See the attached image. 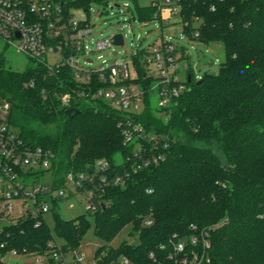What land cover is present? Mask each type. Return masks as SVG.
<instances>
[{
	"label": "trees",
	"instance_id": "trees-1",
	"mask_svg": "<svg viewBox=\"0 0 264 264\" xmlns=\"http://www.w3.org/2000/svg\"><path fill=\"white\" fill-rule=\"evenodd\" d=\"M182 2L187 37L207 46L221 43L225 61L201 82L188 69V90L168 117L159 115L153 94L146 96L143 112L132 119L147 135L162 137L169 152L166 161L136 173L135 143L125 142L119 110L102 100L74 99L64 106L59 95L78 88L70 71L51 74L30 60V67L18 72L0 58V95L11 103L10 124L27 146L54 153L47 172L55 189L66 188L68 173L88 172L101 160L109 164L110 178H124L123 185L97 192V211L76 222L53 208L58 200L42 198L53 203L50 212L65 255L80 251L93 220L96 235L106 243L94 254L102 264L122 258L174 264L178 243L204 253L190 245L192 234L200 232L211 244L205 252L210 263L203 264H264V0ZM139 15L141 21L151 20L153 12ZM142 57L143 52L134 58L136 83L148 87ZM30 81L35 86L25 87ZM72 108L80 114L68 117ZM40 221L26 217L2 229L0 264H8L10 253L50 258V243H59L44 217ZM127 228L135 242L113 248Z\"/></svg>",
	"mask_w": 264,
	"mask_h": 264
},
{
	"label": "built area",
	"instance_id": "built-area-1",
	"mask_svg": "<svg viewBox=\"0 0 264 264\" xmlns=\"http://www.w3.org/2000/svg\"><path fill=\"white\" fill-rule=\"evenodd\" d=\"M122 1L125 0H0V39L19 54L43 65L51 74L66 70L71 72L78 82V88L59 95L64 106L69 107L74 99L102 100L119 110L124 116L120 126L125 142L135 143V158L138 159L134 167L136 173L164 162L168 157V143L162 137L147 135L144 127L132 117L143 112L148 94L155 96L161 116L168 117L177 106L180 96L188 90L187 79H180L179 51L170 40L162 38L163 42L155 44L151 49H137L131 63L127 60L110 63L104 56H100L98 60L101 64L94 67L91 54L106 50L113 45L116 35L124 37V34L119 32L93 43L90 36L94 26L89 13L95 6L112 10L125 7L131 11L135 20L137 16L141 18L140 13L151 10L152 19L144 23H159L162 28L180 25L183 33L188 23L183 20L182 0H149L147 4L141 3L142 0H129L135 4V10H131L127 2L122 5ZM93 44L95 49L91 48ZM142 52L141 62L146 79H151L148 87L136 83L139 74L134 58ZM49 56H57L59 59L51 63ZM34 86V81L25 84L28 88ZM10 117L11 103L0 95V232L5 227L1 225L3 221L11 224L31 217L40 223V217H44L51 209L49 202L42 198L52 201L63 199L67 196L65 189L68 191L69 186L76 191L83 188L81 193L87 192L89 202L86 210L96 212L97 192L103 191L109 184H124L121 176H108L109 164L101 160L91 170L92 173H68L65 177L66 188L55 189L52 175L47 172L52 167L54 153L40 147L27 146L10 124ZM143 142L149 143V148ZM37 177H40L38 181ZM126 177H129V173ZM151 224V221L147 222V225ZM190 245L192 248L200 247L204 253L199 254L195 250L189 252L185 244L178 243L171 256L174 264H203L205 260L210 263V259L205 258V252L211 248L205 232L192 234ZM49 247L50 258L59 264H82L84 256L80 251L75 252L73 262L67 263L60 244L52 242ZM37 262H40L39 259ZM116 264L133 263L122 258Z\"/></svg>",
	"mask_w": 264,
	"mask_h": 264
},
{
	"label": "rangeland",
	"instance_id": "rangeland-1",
	"mask_svg": "<svg viewBox=\"0 0 264 264\" xmlns=\"http://www.w3.org/2000/svg\"><path fill=\"white\" fill-rule=\"evenodd\" d=\"M129 3L131 10H135V4L132 1L125 0L121 4ZM149 0H142L141 3L147 4ZM90 20L93 24V34L90 40L93 43L104 40L119 32L124 34L125 44L123 46H110L104 51H96L91 54L90 58L93 66L101 64L98 57L104 56V59L110 63L116 60H127L131 63L132 56L137 49L145 51L151 49L155 44H161L162 38L170 40L178 49L179 64L181 66L180 79L185 81L188 76V69L194 73L196 81H201L206 72L218 73L221 64L225 61V50L221 43H214L207 46L203 43L191 40L182 32L181 26L175 28H162L159 23H144L138 16L134 20L130 10L123 7L122 9H111L104 6H95L89 13ZM95 49V45H91ZM0 58H4L5 66L13 71L23 72L30 67V60L23 54H19L12 46L0 39ZM58 57L49 56V61L53 63ZM59 59V58H58ZM87 65V64H86ZM156 103V99H155ZM51 177V176H50ZM66 197L59 199L56 208L60 216L69 221L76 222L82 215H87L86 207L89 204L87 192L81 193L68 187ZM17 203H15L16 205ZM52 207V202L49 201ZM16 212H14L15 214ZM44 219L55 235L57 242L61 245L63 241L55 232V218L52 212L44 215ZM92 225L84 235L80 253L84 256L82 264H102L96 262L94 258L95 251L105 245L95 233L93 220ZM8 221L1 223L2 227L7 226ZM130 228L124 230L112 243L115 249L119 248L123 242L134 243L135 238L130 235ZM39 259V263L37 260ZM75 260V252L71 251L66 254V262L71 263ZM8 264H59L51 261L47 256H16L10 253L5 260Z\"/></svg>",
	"mask_w": 264,
	"mask_h": 264
},
{
	"label": "water",
	"instance_id": "water-1",
	"mask_svg": "<svg viewBox=\"0 0 264 264\" xmlns=\"http://www.w3.org/2000/svg\"><path fill=\"white\" fill-rule=\"evenodd\" d=\"M125 44V41H124V37H123V35H116L115 37H114V41H113V45L114 46H123ZM188 80H189V82H191V76L189 75V77H188ZM201 82V81H200ZM80 114V111L79 110H76V109H74V108H72V109H69L67 112H66V115L68 116V117H74V116H77V115H79ZM89 173H92V171L90 170L89 171Z\"/></svg>",
	"mask_w": 264,
	"mask_h": 264
}]
</instances>
